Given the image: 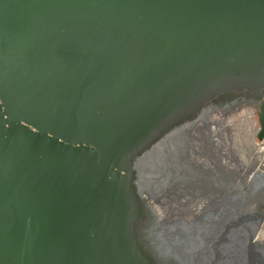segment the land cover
<instances>
[{"label": "water", "instance_id": "obj_1", "mask_svg": "<svg viewBox=\"0 0 264 264\" xmlns=\"http://www.w3.org/2000/svg\"><path fill=\"white\" fill-rule=\"evenodd\" d=\"M263 141L264 0H0V264H174Z\"/></svg>", "mask_w": 264, "mask_h": 264}, {"label": "flooded vegetation", "instance_id": "obj_2", "mask_svg": "<svg viewBox=\"0 0 264 264\" xmlns=\"http://www.w3.org/2000/svg\"><path fill=\"white\" fill-rule=\"evenodd\" d=\"M260 152L263 158L264 149ZM261 165L250 161L234 191L213 219L193 233H169V237L159 244L162 247L157 244L158 250L170 254L174 264H239L251 240V229L256 230L253 242L264 218V178H256L253 184L246 183L251 177L250 171L255 168L258 172Z\"/></svg>", "mask_w": 264, "mask_h": 264}, {"label": "built area", "instance_id": "obj_3", "mask_svg": "<svg viewBox=\"0 0 264 264\" xmlns=\"http://www.w3.org/2000/svg\"><path fill=\"white\" fill-rule=\"evenodd\" d=\"M261 149H264V141L262 142V144L259 146V148H258V150H257V152L255 153V155L253 156V158H252V162H254V163H256V162H259V164H261L262 163V165L260 166V168H259V171L258 172H255V168L254 169H252L251 171H250V175H251V177H250V179H249V181H247L246 183H248L249 182V184H250V182H251V184H253L255 181V179L256 178H258V177H260V178H264V157L262 158V153L260 152L261 151ZM263 159V162L261 161L262 159ZM261 162V163H260ZM253 164V163H252ZM255 166V165H254ZM253 165H252V167H254ZM263 166V167H262ZM262 167V168H261ZM258 230L259 231H264V218L262 219V223L258 226Z\"/></svg>", "mask_w": 264, "mask_h": 264}, {"label": "bare ground", "instance_id": "obj_4", "mask_svg": "<svg viewBox=\"0 0 264 264\" xmlns=\"http://www.w3.org/2000/svg\"><path fill=\"white\" fill-rule=\"evenodd\" d=\"M253 226V225H252ZM255 227V226H253ZM248 259L246 260L245 264L252 263L256 256L259 254L264 256V231H258L257 236L255 237L254 241L252 242L250 252H249Z\"/></svg>", "mask_w": 264, "mask_h": 264}]
</instances>
